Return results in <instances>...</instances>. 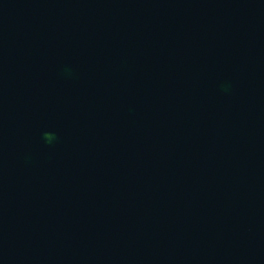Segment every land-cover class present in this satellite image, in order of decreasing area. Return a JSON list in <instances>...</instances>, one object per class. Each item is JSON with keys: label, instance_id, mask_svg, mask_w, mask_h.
Wrapping results in <instances>:
<instances>
[{"label": "water", "instance_id": "95a60500", "mask_svg": "<svg viewBox=\"0 0 264 264\" xmlns=\"http://www.w3.org/2000/svg\"><path fill=\"white\" fill-rule=\"evenodd\" d=\"M0 264H264V0H0Z\"/></svg>", "mask_w": 264, "mask_h": 264}, {"label": "clouds", "instance_id": "9594fccd", "mask_svg": "<svg viewBox=\"0 0 264 264\" xmlns=\"http://www.w3.org/2000/svg\"><path fill=\"white\" fill-rule=\"evenodd\" d=\"M44 136H45V139H47V140H51L52 139V136L49 133H45Z\"/></svg>", "mask_w": 264, "mask_h": 264}]
</instances>
